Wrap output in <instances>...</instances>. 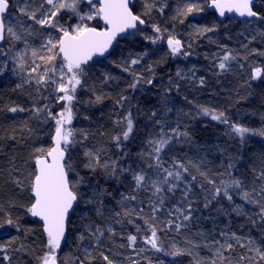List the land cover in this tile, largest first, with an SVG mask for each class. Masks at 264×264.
<instances>
[{
  "label": "trees",
  "instance_id": "obj_1",
  "mask_svg": "<svg viewBox=\"0 0 264 264\" xmlns=\"http://www.w3.org/2000/svg\"><path fill=\"white\" fill-rule=\"evenodd\" d=\"M191 2L198 3L204 11L173 19L177 7H183L185 0H154L151 15H143L146 24L142 33L116 42L107 58L87 66L88 74L83 78V86L77 89L73 120L68 126L74 129L77 143L71 147L70 153H66V158L71 155L69 162L75 168L71 174L73 182L83 178L85 183L81 187L89 196L93 188L97 192L104 191L105 195L96 197L98 203L80 202L68 225L66 242L58 251L59 264H107L103 257L107 256L112 261L116 253L121 259L119 264H264L256 251L260 249L264 252V220L259 218L260 207L243 201L239 189L230 190L232 201L222 196L211 200L209 190L212 185L207 184L197 168L193 167L198 165L199 170L207 172L217 185L221 180L239 178L243 181L244 191L259 190L262 182L255 177L264 168V135L261 134L264 132V79L252 80L250 77L253 68H264V19L240 22L229 18L219 22L215 14L207 10V0ZM160 6L164 7L163 14L157 10ZM131 8L135 14H143L145 0H135ZM254 10L264 14V4L256 0ZM64 17L62 13L57 19L63 22ZM181 19L183 23H180ZM91 23L98 28L102 26L100 21L98 24L96 21ZM153 24L167 29L165 39L157 44L144 39L145 35L155 36L151 27ZM213 25L215 31L203 35L196 34L193 27ZM168 33L181 39L184 51L190 55L173 57L166 42ZM41 35L42 30L34 32V38ZM145 53L141 63L133 66L142 77L133 89L130 85L135 76L123 71L121 65ZM226 54L234 58L226 62V70H221L218 65ZM177 71L184 78L178 77ZM11 73H0V217L6 219L5 214H9L20 228L17 231L15 226L3 224L0 227V245L7 246L11 264H38L37 256L47 250L46 236L41 224L32 219L22 205L28 203L27 184L29 172L35 167L34 149L52 146L55 123L52 120L45 122V113L37 116L33 109L44 108L47 104L51 110L59 112L63 103L56 102L54 85L48 89L40 86L37 91L38 85L26 83L29 77L24 73ZM105 74L113 79L105 81ZM201 79L203 85L200 84ZM148 80H152V84H148ZM98 95L102 97L100 103L95 102ZM122 96L126 99L121 101ZM188 100L192 103L189 104ZM201 105L223 111L229 124L243 125L254 134L246 135L244 143H241L239 137L229 135V125L202 115L199 111ZM13 106L24 111L9 112L8 108ZM128 115L133 119V133L117 148L112 136L120 134L124 125L117 126L115 122L123 121ZM156 120L160 124L155 123ZM161 126L165 132L170 133L172 128L179 126L180 132L188 133L187 138L181 136L174 139L161 156L164 167L175 159L185 163L189 172L173 192H168L165 185L157 196H152L151 189L141 190L136 194V201H127L134 209L131 217L134 223H129V217L123 216L119 201L120 193L127 195L131 192L134 183L131 173H120L119 179H116L108 178L99 169L92 172L84 167L85 147L103 149L102 161L111 163L115 160L118 168H131L137 172L144 169L155 179V170L148 167L153 161L147 156L142 159L140 153L149 150L147 140L152 135H158ZM84 135L88 136L87 140H84ZM229 162L235 165L231 175L221 176ZM16 177L24 182L23 191L13 183ZM185 184L191 187L187 198L183 194ZM161 196L164 197L163 205H160ZM209 200L211 202L205 207ZM153 204L160 206L156 220L149 219ZM237 205L243 209L242 215L234 211ZM97 207H101L103 216L97 215ZM176 208L189 214L190 220L183 221L181 216L177 221L179 214ZM141 209L144 218L157 227V234L166 250L176 244L190 248L192 254L172 257L145 245L142 237L150 235V232L144 219L136 218ZM168 220L174 223L182 221L187 227L179 233L174 227L160 231L162 222ZM89 225L92 234L86 230ZM137 226L141 231H137ZM97 228L101 229L102 235L96 232ZM81 234L83 240L79 239ZM129 235L138 237L136 244L129 246ZM186 241H192L197 246L193 248ZM85 243L90 244L88 254L82 251ZM229 244L231 248L227 247ZM17 248L21 250L15 251ZM3 255L0 253V258Z\"/></svg>",
  "mask_w": 264,
  "mask_h": 264
},
{
  "label": "snow or ice",
  "instance_id": "obj_2",
  "mask_svg": "<svg viewBox=\"0 0 264 264\" xmlns=\"http://www.w3.org/2000/svg\"><path fill=\"white\" fill-rule=\"evenodd\" d=\"M32 0H24V5L18 8V11L27 17L28 20L33 21L34 24L40 25L42 28H54L55 32L59 33V36L49 34V38L41 45V51L43 54H39L36 49H32L31 55L33 58H38L45 67L42 69L41 65L34 64L31 70L27 73L29 79L26 83L34 82L39 87L42 86L45 89L55 85L54 91L57 93L56 102H63L61 110L55 112L51 110L49 105H45L44 108H34L33 111L38 115L45 113V122L52 120L55 123L54 134L52 135L51 147H38L34 149L33 162L35 167L30 170L28 177L27 190L29 194L28 203L22 205L26 213L33 218L42 222V230L46 236V251L37 256L38 264H59L58 251L61 250L62 241H66V230L68 225L72 222V213L76 211L82 200L87 204L98 203L97 196L105 195L104 191H99L95 188L92 190V195L89 196L87 191L81 187L85 182L83 178L74 181V177L71 175L74 171V165L70 163L71 155L66 158V153H70L71 147H74L77 143L75 138V131L73 128L68 127L72 124L73 120V101L76 99V91L78 87L83 86V78L88 74L89 62L93 60V57L100 56L105 57V53L109 52V49L113 46V42L120 34L127 36H135L138 33H142L140 26L145 25L146 21L143 15H151L153 8L155 7L154 0H145V11L143 14H135L130 7L129 0H42L38 9L33 10L31 8ZM261 4H264V0H260ZM12 6V0H0V40L5 39V31L11 36L12 40L18 41L21 37L14 31L13 26H7L5 24L6 16L10 7ZM84 6V7H82ZM207 6L214 9L220 16L224 17L226 13H234L241 18H256L264 19V14L260 11L254 10L255 0H207ZM157 10L163 14L164 7L160 6ZM204 9L199 6L198 3H193L191 0H185L183 7H177L176 15L173 19L178 17L186 18L194 12H202ZM63 12L70 13L69 19L72 16L76 17V23L65 26L61 24L58 17ZM99 21L103 22L104 27L98 29L91 22ZM183 23V19L180 20ZM155 36L145 35L144 39L150 41L152 44H157L159 41L165 39V33L167 29H162L158 24L151 25ZM195 33L203 35L207 32L215 31V26L211 27H195ZM27 31V28L24 29ZM166 42L168 49L173 57L178 55H184L185 57L190 55L189 52L184 51L183 43L181 39H178L175 34L168 33L166 36ZM118 43V41H117ZM25 47L27 42L25 41ZM3 49L0 48V52ZM144 55H138L135 58H130V62L126 65H121L122 70L129 72L135 76L134 82L130 85L135 89L141 82L142 77L136 73L133 66L138 65L143 60ZM107 58V57H105ZM234 57L230 55H224L221 58V62L218 67L221 70H226L228 65L226 62L230 61ZM24 54L17 52L15 57L16 65L21 71L25 68ZM46 65H51L48 68ZM151 70V66H149ZM176 75L180 78H184L180 71H177ZM252 80L264 79V68L255 67L251 71ZM105 81L113 79L109 74H105ZM148 84H152V80L147 81ZM204 81L201 79L200 84L203 85ZM21 87V85H17ZM62 93L63 95H59ZM126 97H121L120 100H124ZM102 101L101 96L96 97V103ZM166 104V100L164 101ZM119 104L120 101H117ZM191 104L192 101L188 100ZM169 111L171 109H168ZM9 112L15 113L17 111H24L23 108L17 106L9 107ZM199 111L204 116H209L212 120L218 121L222 124L229 125V135H234L240 138L241 143H244L245 137L252 133L250 128L237 123L229 124V120L223 111H216L206 106H199ZM152 116L155 117L156 113L153 112ZM87 119V117H85ZM117 126L124 125L120 134L112 136V141L116 144L117 148H120L123 141H128L130 135L133 133V119L131 115L125 116L123 121H116ZM155 123L160 124L159 120ZM177 128H172L169 132H165L163 126L158 135H152L147 140L148 151L141 152V158L145 156L153 163H149L148 167L155 170V179L151 175H148L144 169L140 171H133L131 168L125 169L117 166V161H109L101 159V153L103 149L90 150L85 147L84 167L96 172L97 169L103 171L108 178L119 179V174L124 172H130L133 186L131 192L127 195L120 193L119 203L122 206L123 216L129 217L128 222L134 223L131 219L134 214V209L124 208L125 201H136L138 199L137 193L141 190H152V196H157L161 193L163 187L167 185V191L173 192L177 189L180 183L184 182L185 174L189 172V168L185 163L173 159L172 163L168 167H164V162L161 153L164 149L177 137H188V133L180 132ZM264 135V132L261 133ZM103 135V133H101ZM88 136L84 135V140H87ZM83 143V141H81ZM127 155V153H124ZM231 159V158H230ZM235 165L231 162L227 164L224 173L220 175H231V169ZM197 168L199 175L203 178L207 184L212 185V189L209 190L211 200H216L217 197L222 196L228 201L233 200V196L230 190H241L240 197L248 204H254L260 207L259 218L264 220V168L256 175V179L260 180L259 190L255 188L251 192L243 190V181L239 178H230L228 180H221L220 185H217L215 181L209 176L207 172L199 170L198 165H193ZM79 175V173H76ZM192 180L195 181L196 177L193 176ZM16 187L22 191L25 188L24 182L16 177L13 180ZM194 186V185H193ZM191 192V187L185 184L183 190L184 197L187 198ZM259 197V199H256ZM209 200L205 207L208 206ZM102 203V202H100ZM164 197H160V205H163ZM191 203V202H189ZM160 211V206L153 204L152 213L149 219L156 220V213ZM175 211L179 214L177 221L180 217H183V221L190 220V215L181 211L180 208H176ZM234 211L238 215L243 214V209L237 205ZM140 213H136L137 219H144L147 230L150 235L142 237L143 243L149 245L157 253H164V255L179 257L183 255H191L190 248H182L173 244L170 250H166L161 242L160 237L157 234V227L149 223V219H145ZM98 216H103L101 207L96 208ZM6 219L0 217V227L3 224L9 226H15L19 231V224L16 220L12 219L9 214H5ZM120 216L121 213H116ZM171 215V213H169ZM119 222V221H117ZM163 227L160 231L172 230L173 227L177 233L181 231L183 227H187L182 221L173 222L168 220L162 222ZM86 230L91 233V226H87ZM108 231L111 233L112 229L109 226ZM137 231H141L137 226ZM97 233L102 235L101 229H96ZM80 240L84 239L83 234L79 237ZM99 239V237H97ZM129 246L137 243L138 237L135 235H129L127 237ZM191 244L193 248L197 245L192 241H186ZM254 243V242H253ZM243 246V245H242ZM22 247V246H21ZM231 248L229 244L227 246ZM20 248L15 251H20ZM144 249H141L143 251ZM261 260H264V252L260 249H256ZM8 248L6 245H0V253H4L0 258V264H11V257L7 255ZM103 259L107 264H113L107 256ZM163 264V262H161Z\"/></svg>",
  "mask_w": 264,
  "mask_h": 264
},
{
  "label": "rangeland",
  "instance_id": "obj_3",
  "mask_svg": "<svg viewBox=\"0 0 264 264\" xmlns=\"http://www.w3.org/2000/svg\"><path fill=\"white\" fill-rule=\"evenodd\" d=\"M42 0H32L31 8L33 10L38 9ZM13 6L9 14L6 15L5 24L7 26H13L14 31L21 37L20 40L14 41L11 36L6 32V37H8V44H6L2 49L4 51L0 54V73H5L6 71L12 72L15 71L19 74L24 73L27 77V73L31 70L34 64L41 65L43 69L45 65L38 59L33 58L31 55L32 49H36L39 54H43L41 51V45L49 38V34H53L54 36H59V33L55 32L54 28H42L40 25L34 24L33 21L28 20L26 16L22 15L18 8L25 6L24 0H12ZM84 7V6H82ZM65 14L64 21L60 22L61 24L70 25L76 23V17L72 16L71 19L70 13L63 12ZM27 28V31L24 29ZM42 30V35L38 38H34V32ZM25 41L27 42V47H25ZM17 52L24 54V63L25 68L21 71L20 68L16 65L15 57ZM48 68H51V65H46ZM55 86V85H54ZM78 89V88H77ZM77 92V91H76ZM57 95V93H56ZM59 95H63L60 93ZM77 95V94H76ZM75 100V99H74ZM63 103V102H62ZM90 244L85 243L83 245L82 251L83 253L88 254L90 251ZM112 262L114 264L121 263V259L119 258V253L112 256Z\"/></svg>",
  "mask_w": 264,
  "mask_h": 264
},
{
  "label": "water",
  "instance_id": "obj_4",
  "mask_svg": "<svg viewBox=\"0 0 264 264\" xmlns=\"http://www.w3.org/2000/svg\"><path fill=\"white\" fill-rule=\"evenodd\" d=\"M129 2H130V7L134 4V2H135V0H129ZM255 3H256V0H255ZM208 9L211 11V12H213L215 15H216V17H217V19L219 20V21H225L226 19H229V18H235L236 20H238V21H240V22H248V21H251L252 19H254V17L253 18H241V17H238V16H236L234 13H226L225 14V16L224 17H220L216 12H215V10L214 9H211V8H209L208 7ZM11 11V7H10V9L8 10V12L5 14V16L7 15V14H9V12ZM101 22V24H102V26L100 27V28H103L104 27V25H103V22L102 21H100ZM142 29H144L145 28V25H142V26H140ZM100 28H98V29H100ZM5 39H6V31H5ZM127 37L124 35V34H120V35H118L117 36V38H116V41H114L113 42V46L109 49V52L108 53H105V57H108L111 53H112V51H113V49H114V47H115V44H116V42L118 41H123L124 39H126ZM5 39L4 40H0V48H2L4 45H5ZM105 57H100V56H95V57H93V60L92 61H90L89 62V65L91 64V63H93L94 61H99V60H102V59H105ZM88 65V66H89ZM74 213V212H73ZM72 213V214H73ZM33 218V217H32ZM38 223H40L41 225H42V222H40L38 219H36V218H34ZM66 235H67V230H66ZM65 242L66 241H62V245H61V247L65 244Z\"/></svg>",
  "mask_w": 264,
  "mask_h": 264
},
{
  "label": "bare ground",
  "instance_id": "obj_5",
  "mask_svg": "<svg viewBox=\"0 0 264 264\" xmlns=\"http://www.w3.org/2000/svg\"><path fill=\"white\" fill-rule=\"evenodd\" d=\"M207 10L209 11V12H211L209 9H208V7H207ZM213 13V12H212ZM216 16V15H215ZM217 18V17H216ZM218 20V19H217ZM219 21V20H218ZM219 22H221V21H219ZM223 22V21H222ZM124 207L126 208V207H130L131 208V204H129V202H125V204H124ZM32 218V217H31ZM32 219H34V218H32ZM35 220V219H34ZM36 221V220H35ZM40 224V223H39ZM42 226V225H41ZM43 231V230H42ZM44 234V233H43ZM45 235V234H44ZM67 237H68V227H67ZM90 247V246H89Z\"/></svg>",
  "mask_w": 264,
  "mask_h": 264
}]
</instances>
